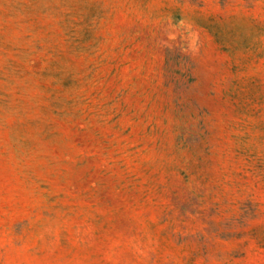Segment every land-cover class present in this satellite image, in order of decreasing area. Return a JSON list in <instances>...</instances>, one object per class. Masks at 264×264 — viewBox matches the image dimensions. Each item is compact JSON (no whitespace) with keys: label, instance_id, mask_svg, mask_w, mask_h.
<instances>
[{"label":"rangeland","instance_id":"rangeland-1","mask_svg":"<svg viewBox=\"0 0 264 264\" xmlns=\"http://www.w3.org/2000/svg\"><path fill=\"white\" fill-rule=\"evenodd\" d=\"M0 264H264V0H0Z\"/></svg>","mask_w":264,"mask_h":264}]
</instances>
